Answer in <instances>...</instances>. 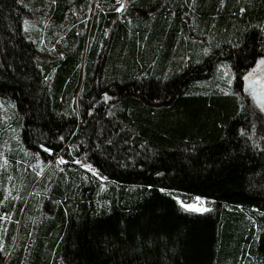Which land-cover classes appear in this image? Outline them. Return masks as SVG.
I'll use <instances>...</instances> for the list:
<instances>
[{
	"label": "trees",
	"instance_id": "trees-1",
	"mask_svg": "<svg viewBox=\"0 0 264 264\" xmlns=\"http://www.w3.org/2000/svg\"><path fill=\"white\" fill-rule=\"evenodd\" d=\"M260 62L264 0H0V264H264Z\"/></svg>",
	"mask_w": 264,
	"mask_h": 264
},
{
	"label": "rangeland",
	"instance_id": "rangeland-1",
	"mask_svg": "<svg viewBox=\"0 0 264 264\" xmlns=\"http://www.w3.org/2000/svg\"><path fill=\"white\" fill-rule=\"evenodd\" d=\"M127 0H118V5L119 8L125 4ZM39 18H41V15L39 14ZM32 20L33 17L29 16L26 19V26L27 27H31L32 24ZM56 32H52L49 33L50 35L48 36L49 38H51V36H54ZM62 36V35H61ZM61 36H57L56 40L59 41ZM49 38L45 39L46 41H42V47L44 50V56L45 58L48 59H53V58H57L58 56H62L63 52L62 51H58L56 49V46L51 44L48 40ZM255 72V73H254ZM254 73L253 76H251L249 79H247V81H245L244 83L242 82V86H243V91H241L240 89L236 88L233 85V80H232V76H230V70L228 67H221L220 68V77H221V82L218 86V89L223 91V92H231L236 94L241 101V107L245 108L246 106V101H250V106L254 109L257 110L258 112H260L262 114V116H264V62H260L258 67L256 68L255 71L251 72ZM56 158L61 162L64 163V161L60 158H58V156H56ZM38 164H41L38 162ZM77 164H79L80 166H82L83 168H86L88 170L93 171V169L89 166L86 165V163L84 161H77ZM32 189L31 188L29 195L32 193ZM178 203L188 209V210H194L196 212H203V211H208L211 208L210 203L201 197H196V198H192L190 200L187 201H183V200H178ZM215 210L211 209V213H214Z\"/></svg>",
	"mask_w": 264,
	"mask_h": 264
},
{
	"label": "water",
	"instance_id": "water-1",
	"mask_svg": "<svg viewBox=\"0 0 264 264\" xmlns=\"http://www.w3.org/2000/svg\"><path fill=\"white\" fill-rule=\"evenodd\" d=\"M253 71H255V70H253ZM254 73H255V72H254ZM254 73H251L250 75H251V76H253V75H254Z\"/></svg>",
	"mask_w": 264,
	"mask_h": 264
}]
</instances>
